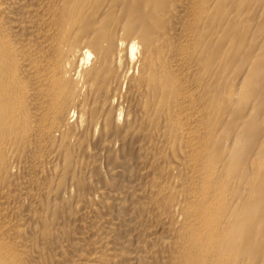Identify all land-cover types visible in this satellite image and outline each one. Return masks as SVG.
I'll return each instance as SVG.
<instances>
[{"label": "bare ground", "instance_id": "obj_1", "mask_svg": "<svg viewBox=\"0 0 264 264\" xmlns=\"http://www.w3.org/2000/svg\"><path fill=\"white\" fill-rule=\"evenodd\" d=\"M0 264H264V0H0Z\"/></svg>", "mask_w": 264, "mask_h": 264}]
</instances>
